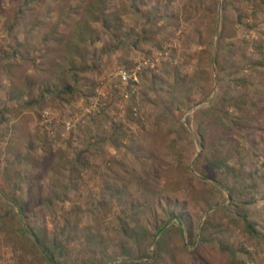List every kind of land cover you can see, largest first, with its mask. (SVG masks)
I'll use <instances>...</instances> for the list:
<instances>
[{
	"label": "rangeland",
	"instance_id": "1",
	"mask_svg": "<svg viewBox=\"0 0 264 264\" xmlns=\"http://www.w3.org/2000/svg\"><path fill=\"white\" fill-rule=\"evenodd\" d=\"M42 249L264 264V0H0V264Z\"/></svg>",
	"mask_w": 264,
	"mask_h": 264
},
{
	"label": "trees",
	"instance_id": "2",
	"mask_svg": "<svg viewBox=\"0 0 264 264\" xmlns=\"http://www.w3.org/2000/svg\"><path fill=\"white\" fill-rule=\"evenodd\" d=\"M67 89H70V87L67 88ZM16 209H17V208H16ZM17 211H18L19 214L21 215V209L18 208ZM166 226H167V223L164 222V223L162 224L161 227H158V228H157V230H156V232L154 233V235L151 236L150 244H152V243L155 242V238H156L158 235H160V234L166 229ZM23 229L25 230L26 233L31 234L30 231H29L25 226H23ZM122 230H123V234H124V235H126V236H130V235H132V234L130 233V232H131L130 227L128 228L126 225H123ZM31 235H32V234H31ZM32 236H33V238H34L35 243H36V244H39V239H38V237H37L36 235H32ZM42 253H43V257H44L45 261L47 262V264H59L58 261H57V259H56L53 255H51L50 252H49L47 249H42Z\"/></svg>",
	"mask_w": 264,
	"mask_h": 264
},
{
	"label": "built area",
	"instance_id": "3",
	"mask_svg": "<svg viewBox=\"0 0 264 264\" xmlns=\"http://www.w3.org/2000/svg\"><path fill=\"white\" fill-rule=\"evenodd\" d=\"M123 79H124V80H126V79H127V75H126V73H125V72L123 73Z\"/></svg>",
	"mask_w": 264,
	"mask_h": 264
}]
</instances>
